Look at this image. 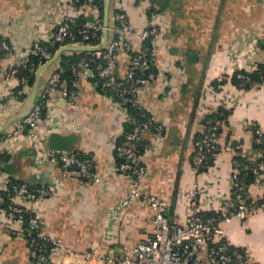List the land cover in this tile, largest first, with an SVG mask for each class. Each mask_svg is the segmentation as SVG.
<instances>
[{
  "label": "crops",
  "instance_id": "0c3cea01",
  "mask_svg": "<svg viewBox=\"0 0 264 264\" xmlns=\"http://www.w3.org/2000/svg\"><path fill=\"white\" fill-rule=\"evenodd\" d=\"M159 2L165 27L158 40L157 67L164 70L175 67L172 85L176 93L170 100H164L160 84L153 83L140 102L165 129L159 140L154 131L146 130L142 134L146 149L141 162L146 168V178L140 191L165 200L170 220L184 225L192 192H199L198 203L204 214H217L222 201L231 197L234 190L236 156L252 163L264 156V152L254 150L256 131L264 134V84L240 90L234 80L237 63L232 61L235 57L247 70L264 65V0ZM118 3L131 24L136 28L145 26L144 3L137 0H111L109 26L113 24ZM66 12L73 10L66 7L65 0H0V37L9 39L18 50L28 48L36 40L47 42L54 24ZM81 21L86 24L92 21V16ZM133 40L138 46L141 44L137 37ZM15 61L12 55L0 65ZM127 62L122 59L119 63L121 73L126 70ZM51 70L42 72L33 87L25 89L23 101L13 96L19 80L0 76V154L10 157L6 170L21 183L38 187L54 183L55 194L37 205L45 220L44 231L75 254L94 250L118 254L152 240L154 213L145 200L121 212L115 210L116 203L131 186L127 175L111 176L117 164L118 140L125 136V125L121 112L97 96L87 81L79 80L75 85L79 96L74 104H57L59 93L51 96L47 118L40 129L45 132L48 119L57 113L58 120L65 121L67 127L60 128L56 134L76 136L71 151L95 156L98 182L88 181L76 170L66 171L60 165L40 166L35 150L23 142V121L18 119L28 110L36 82L34 105L40 101ZM220 111L228 113L220 132L221 151L207 169L196 172L191 161L194 142L201 136L204 119ZM250 194L253 214L245 220L222 224L225 232L222 239L233 247L246 249L251 256L250 264H264L261 180L250 186ZM29 253L26 240L12 237L6 228L0 227V264H28Z\"/></svg>",
  "mask_w": 264,
  "mask_h": 264
},
{
  "label": "built area",
  "instance_id": "2783aa9c",
  "mask_svg": "<svg viewBox=\"0 0 264 264\" xmlns=\"http://www.w3.org/2000/svg\"><path fill=\"white\" fill-rule=\"evenodd\" d=\"M106 0H65L66 7L72 13L66 12L53 26L47 42L36 40L34 44L23 50L14 47L9 39L0 41V62L3 55H15L16 61L6 66L0 65V76L16 77L18 68L26 67L31 58H38L40 68L52 60V52L42 44L61 49L66 46L98 47L102 42L104 18L101 8ZM144 3L142 9L146 14V24L136 28L128 19L120 4L114 8L113 24H108V43L102 52L87 53L90 58H82L72 67L75 85L79 80L89 83L94 93L109 106L118 109L123 117L124 125L130 124L133 130L125 135L121 145L116 147V157L121 160L112 168L111 176L127 175L131 186L127 193L116 203L115 210L131 208L140 200H145L154 213L152 221L153 239L125 248L120 253H105L94 250L78 255L66 248L60 242L52 240L44 231L45 220L37 206L56 192L53 182L48 186L38 187L29 183L16 184L13 175L4 169L5 163L0 159V227L6 228L12 237L26 240L30 246L28 264H250L251 256L246 249L233 247L223 240L225 235L222 224H230L233 220H245L253 214L250 186L247 185L243 172L251 170L253 163L249 160L241 162L234 160L232 181L234 190L232 196L222 201V209L217 215L206 216L199 207V192H192L191 205L188 209V219L184 225L173 223L168 216V204L154 195H144L140 191L146 178V168L141 162L142 134L146 130L154 131L158 140L165 134L164 127L157 122L149 110L140 105L142 97L153 83L161 86V96L170 100L176 93L172 82L175 77V67L166 70L157 67L159 38L164 32L162 10L159 0H137ZM89 14V15H88ZM92 16V21L79 25L82 18ZM137 37L141 43L133 40ZM9 40V41H8ZM99 42V43H98ZM98 43V44H95ZM56 51V52H57ZM83 52H65L73 55ZM56 54V53H55ZM62 54V55H63ZM122 59L128 60V66L123 73L119 71ZM237 63L235 76L237 86L247 91L264 84V67L256 66L247 70L234 57ZM49 68L52 70L47 78L40 101L33 106L30 115L23 121L22 140L36 152V162L40 166L60 165L64 170H76L88 181L98 182L93 154L81 157L75 151H54L48 148L47 140L58 130L67 127L65 121L58 120V114L48 119L46 131L40 129L43 106H50L51 96L59 93V102L74 104L79 96L76 86L69 89L63 80V71L59 59ZM47 70V69H46ZM37 73V72H36ZM256 78H253V75ZM258 76V77H257ZM17 78V77H16ZM28 79L19 85L28 88ZM127 106L138 107L144 111L142 121H137L128 111ZM48 109V108H47ZM47 118V117H46ZM223 122L206 118L203 121L200 138L194 143L192 167L196 172L208 168V162L221 151L219 145ZM264 134L257 130L255 143L262 145ZM262 174L264 186V161L257 164ZM7 194L10 203L4 205L3 195ZM51 245V251L48 246Z\"/></svg>",
  "mask_w": 264,
  "mask_h": 264
},
{
  "label": "trees",
  "instance_id": "16d2710c",
  "mask_svg": "<svg viewBox=\"0 0 264 264\" xmlns=\"http://www.w3.org/2000/svg\"><path fill=\"white\" fill-rule=\"evenodd\" d=\"M101 14H102V18H104V8L103 7L101 8ZM82 24H83V21H79V25H82ZM1 40H3V38L0 37V41ZM98 43H95V44H98ZM42 45L45 47H48L50 49V51L52 52L53 56L55 55V53L58 49V46L52 47L51 45L45 44V43H43ZM91 56H92L91 54H87V53H80V54L74 53L73 55H68V56L66 54H63L60 56L59 64H60V67L64 73L63 80L66 82L69 89H73L75 87V79H74V76L72 74V67L76 64V62L78 60H80L82 58H90ZM2 57H3V59H5L9 56L3 55ZM260 67L263 68L264 65H262ZM39 68H40L39 59L38 58H31L26 67L18 68V73L16 74V77L20 81V83H22V81L24 79H28V81H29L28 87H33V85L36 81V72L38 71ZM256 75L255 74L253 75L254 79L256 78ZM234 80H235V83L237 84L236 78ZM215 85L217 87L219 85V83H217ZM23 91H24V85L20 84L18 86V88L13 91V96L16 97L19 101H23L26 98V94ZM127 108H128L129 113L134 118H136V120L138 122L142 121V115L144 114V111L140 110L138 107L127 106ZM47 112H48V109L44 105L43 106L42 120L46 119ZM227 117H228V113L226 111H220L219 113L213 114V115L209 116L208 118H211L213 120H220L221 122H224ZM132 130H133L132 125H130V124L125 125V135L130 133ZM124 138H125V136L118 140L117 146L121 145V143L124 141ZM199 138L200 137H197L195 142ZM145 149H146V147L142 143L141 149H140L141 154H143L145 152ZM254 150L257 152H264V139H263L262 145H257L254 141ZM81 157H83V156H81ZM0 159L5 163L4 169L6 170V165L9 162L10 157L6 156V154H0ZM212 160L213 159H211L208 162V164H210ZM235 160H239L241 162H246V159H243L239 156H236ZM262 161H264V156L262 159H258V161L256 163H253L252 165H250L251 170L242 173V176L245 177L248 186H251L254 183H256L257 181L262 180L261 179L262 174L259 172L258 167H257V164L262 162ZM121 162H122L121 160L117 159V163H121ZM15 183L21 184V182L16 181V180H15ZM3 197L5 200L4 205L6 206L11 201H10V198L7 194H4ZM250 201H249V204L251 205ZM205 215L206 216H212V215H217V214H205ZM47 246H48L47 247L48 250L51 251V245L50 246L47 245Z\"/></svg>",
  "mask_w": 264,
  "mask_h": 264
},
{
  "label": "water",
  "instance_id": "95a60500",
  "mask_svg": "<svg viewBox=\"0 0 264 264\" xmlns=\"http://www.w3.org/2000/svg\"><path fill=\"white\" fill-rule=\"evenodd\" d=\"M111 0H106L105 1V12H104V31L102 35V42L98 47H83V46H66L61 49H59L55 56L52 58L51 61L46 63L43 67H41L37 73H36V78L37 81L39 80L40 75L42 72H44L46 69H48L52 64H54L60 56L65 53V52H83V53H97V52H102L106 49L107 43H108V19H109V6H110ZM38 91V82H36L35 87H34V93L30 101V105L28 107L27 112L19 118L18 120L24 121L31 113L34 105V101L36 99ZM1 134V132H0ZM76 141V136H62L59 134H53L50 136L48 140V147L51 150L54 151H71L74 149Z\"/></svg>",
  "mask_w": 264,
  "mask_h": 264
}]
</instances>
